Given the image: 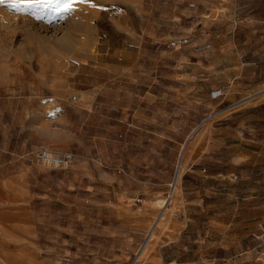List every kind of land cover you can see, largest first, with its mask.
Instances as JSON below:
<instances>
[{
  "label": "crops",
  "instance_id": "1",
  "mask_svg": "<svg viewBox=\"0 0 264 264\" xmlns=\"http://www.w3.org/2000/svg\"><path fill=\"white\" fill-rule=\"evenodd\" d=\"M94 22L59 79L0 85V184L24 178L41 263L133 264L176 192L144 264H264V0L107 2ZM37 143L69 163H31Z\"/></svg>",
  "mask_w": 264,
  "mask_h": 264
},
{
  "label": "rangeland",
  "instance_id": "2",
  "mask_svg": "<svg viewBox=\"0 0 264 264\" xmlns=\"http://www.w3.org/2000/svg\"><path fill=\"white\" fill-rule=\"evenodd\" d=\"M132 1L93 0V3L99 5V7H93L89 3H77L73 6L72 11L69 12H57L54 10L55 6L47 8L37 6L34 20L39 22L38 17L43 14L40 19L44 18L45 20H42L41 23L47 21L51 26L58 27L61 25L64 27V30L61 29L57 36L51 35V33L46 35L43 31L38 30L36 31L37 33H34L33 29L27 27L29 24L22 26L19 23L15 29L11 22L0 16V85L12 86L16 81L21 80L19 78L23 74H25V78L28 73L32 72L40 77L46 75L59 79L67 70L68 64L73 65L76 61L83 59L93 49L97 35L94 18L98 9L107 2ZM0 7L8 8L12 12H19L18 14H27L29 18H33L29 11L31 9L21 12L13 10L5 4H0ZM28 30L32 34L31 36L27 35L29 33ZM18 71L22 72V74L20 72L19 74ZM186 149L187 146L185 152ZM182 169L183 162L180 172ZM17 178L19 182L18 191L11 186L10 182L0 184V231H6L0 232V264H42L34 247V234L29 233L27 229L30 215L25 212L26 210L23 206L25 202L22 198L25 192V180L20 176ZM15 192L20 194L17 218L14 217L11 211L12 204H16L11 202L12 194ZM175 193L172 197L160 195L155 199L154 203L161 210L163 209L157 214L155 221L159 215L161 217L158 219L157 224H154L151 228V225L149 226L150 233L145 240V242L149 240V244L144 245L146 244L144 242L139 250L140 254H137V260L133 264H144V260L148 258L146 253L155 251L157 244L162 242L170 231L174 232L176 230L171 224L173 206L166 208V201L168 198L173 199ZM13 219L18 220V230H11Z\"/></svg>",
  "mask_w": 264,
  "mask_h": 264
},
{
  "label": "built area",
  "instance_id": "3",
  "mask_svg": "<svg viewBox=\"0 0 264 264\" xmlns=\"http://www.w3.org/2000/svg\"><path fill=\"white\" fill-rule=\"evenodd\" d=\"M226 89V85H222L218 88H215L212 91L213 95H219L223 93V91ZM70 99H74L75 95L72 93L69 95ZM30 160L32 163L36 165H46V166H58V167H64L66 166L70 159H71V153L69 151H53L49 149L46 145L43 143H37L34 145V147L29 152ZM178 164L175 166V170L177 169ZM231 177H234L231 175ZM134 200L136 202H140V197H135Z\"/></svg>",
  "mask_w": 264,
  "mask_h": 264
},
{
  "label": "bare ground",
  "instance_id": "4",
  "mask_svg": "<svg viewBox=\"0 0 264 264\" xmlns=\"http://www.w3.org/2000/svg\"><path fill=\"white\" fill-rule=\"evenodd\" d=\"M29 11L31 12V14H30L31 17H33V18H29V16H27V14H25V15L18 14L19 12L18 13L17 12H12L8 8L0 7V16H3V19H5L6 21L11 22L12 26L15 29L17 28L19 23L22 26L25 25V24H29L27 27H29L30 29H33L34 33L38 30V31H43V33H45L46 35H47V33H51V35H54V36H57V34L60 32L61 29L64 30V27H62L61 25H59L58 27H54V26L49 25L47 21H43V23H41L42 20H45L44 18L40 19V17L43 14L41 16L39 15V17H38L39 18V22H37L38 20L37 21L34 20L35 19L34 15H36L35 9H31ZM28 32H29V30H28ZM29 33L27 35L31 36L32 34L31 33L29 34ZM178 168H180V163L177 166V169ZM177 169H176V171H177Z\"/></svg>",
  "mask_w": 264,
  "mask_h": 264
},
{
  "label": "snow or ice",
  "instance_id": "5",
  "mask_svg": "<svg viewBox=\"0 0 264 264\" xmlns=\"http://www.w3.org/2000/svg\"><path fill=\"white\" fill-rule=\"evenodd\" d=\"M77 3H89L93 7H99L93 3V0H0V4L21 12L35 9L37 6L45 8L55 6L54 10L57 12H69Z\"/></svg>",
  "mask_w": 264,
  "mask_h": 264
}]
</instances>
